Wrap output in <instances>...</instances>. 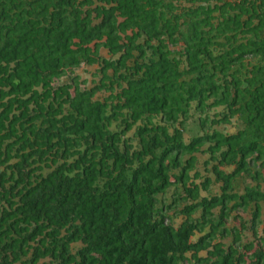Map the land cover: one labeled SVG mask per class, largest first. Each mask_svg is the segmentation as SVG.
Instances as JSON below:
<instances>
[{"label":"trees","instance_id":"trees-1","mask_svg":"<svg viewBox=\"0 0 264 264\" xmlns=\"http://www.w3.org/2000/svg\"><path fill=\"white\" fill-rule=\"evenodd\" d=\"M0 264H264V0H0Z\"/></svg>","mask_w":264,"mask_h":264},{"label":"rangeland","instance_id":"rangeland-1","mask_svg":"<svg viewBox=\"0 0 264 264\" xmlns=\"http://www.w3.org/2000/svg\"><path fill=\"white\" fill-rule=\"evenodd\" d=\"M101 56L104 59H109V56L105 51H101ZM74 75L78 76L79 81L85 82L86 88H90L91 86L97 84L99 79H100V77L97 73V67L96 66H93V67L82 66L80 69H78L74 73ZM67 82H68V78L65 77V78L57 81L55 84L61 85L63 83H67ZM105 96H107V95L101 93L97 96V99L101 100ZM191 114H192L191 119L189 120L187 127H186V130H185V133H184L185 140H189L190 138L195 137L199 134L198 115L195 114L193 111L191 112ZM239 128H240V124L233 122L231 125L218 126L215 129L219 132L224 133V134H233ZM197 158H198L197 171L202 175V177H204V178L209 177V178L213 179V177L211 175H209L208 173H206L203 170L202 164L204 163L205 160H207V157L206 156H197ZM217 193H218V187L216 185H213V187L210 190V193H208V194L202 193V196H213ZM166 201L167 202L170 201V193L166 197ZM245 218H247V216H245ZM180 222H181L180 219H175V221H174L175 226H177ZM226 242H228V241H226Z\"/></svg>","mask_w":264,"mask_h":264}]
</instances>
